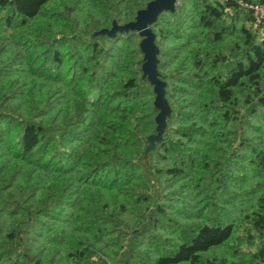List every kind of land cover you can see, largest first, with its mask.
Instances as JSON below:
<instances>
[{"label": "trees", "instance_id": "1", "mask_svg": "<svg viewBox=\"0 0 264 264\" xmlns=\"http://www.w3.org/2000/svg\"><path fill=\"white\" fill-rule=\"evenodd\" d=\"M0 0V264H264V0Z\"/></svg>", "mask_w": 264, "mask_h": 264}, {"label": "water", "instance_id": "2", "mask_svg": "<svg viewBox=\"0 0 264 264\" xmlns=\"http://www.w3.org/2000/svg\"><path fill=\"white\" fill-rule=\"evenodd\" d=\"M178 2L179 0H152L147 4L146 8L138 10L134 21L118 25L114 20L111 28H103L94 33V35L102 34L115 37L118 32L137 31L142 37L139 44L144 55L142 77L143 79L146 78L153 85L155 93L154 106L159 110L155 118L157 124L156 132L148 137L145 156H148V153L163 139L167 126V119L172 113V108L166 98L167 83L160 78L158 70V55L160 49L156 44V34L152 29V25L158 20L162 13L167 11L171 13L175 12Z\"/></svg>", "mask_w": 264, "mask_h": 264}, {"label": "built area", "instance_id": "3", "mask_svg": "<svg viewBox=\"0 0 264 264\" xmlns=\"http://www.w3.org/2000/svg\"><path fill=\"white\" fill-rule=\"evenodd\" d=\"M245 7L252 10L253 16L256 22H261L264 20V5H255V4H244Z\"/></svg>", "mask_w": 264, "mask_h": 264}]
</instances>
